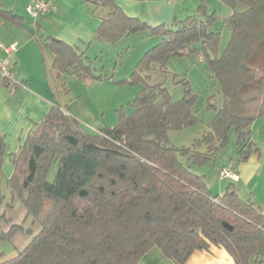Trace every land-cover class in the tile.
I'll list each match as a JSON object with an SVG mask.
<instances>
[{"label": "trees", "instance_id": "16d2710c", "mask_svg": "<svg viewBox=\"0 0 264 264\" xmlns=\"http://www.w3.org/2000/svg\"><path fill=\"white\" fill-rule=\"evenodd\" d=\"M83 1L107 9L95 29L98 40L116 42L139 32L161 39L142 54L128 79L117 81L142 85L129 103L132 112L118 109L117 122L97 132L53 105L9 155L13 170L4 181L10 191L6 206L12 207L16 198L26 215L0 237L21 232L31 239L0 264H142L152 248L184 264L195 250L211 245L224 248L235 264L260 263L264 213L240 198L232 184L221 195L210 194L205 175L189 169L179 156L203 165L234 133L235 160L244 162L258 152L264 166V148L260 151L251 140L250 127L264 117V0H220L232 11L223 20L230 37L220 54V33L210 30L218 15L206 12L203 1L198 14L155 27L127 16L115 0ZM0 19L23 24L21 16L3 8ZM44 45L53 54L57 74L71 69L79 79H101L93 74L90 59L64 41L51 36ZM188 53L208 64L223 99L201 138L179 147L168 133L198 125L195 95L180 80L185 93L173 101L163 83L153 79L166 73L171 57ZM3 137L0 133V183ZM201 145L204 150H198ZM53 164L56 171L49 181ZM2 200L0 194V207ZM1 220L8 222L0 212Z\"/></svg>", "mask_w": 264, "mask_h": 264}, {"label": "crops", "instance_id": "0c3cea01", "mask_svg": "<svg viewBox=\"0 0 264 264\" xmlns=\"http://www.w3.org/2000/svg\"><path fill=\"white\" fill-rule=\"evenodd\" d=\"M15 1L16 0H9V2H4V0H0V8L11 10L14 13L17 9L26 12L25 6H27L31 0H18V5ZM50 1L52 3V8H50L48 13L38 19H32L29 16L31 20H33V28H27L24 22L22 26H17L0 19V41L3 44H9L14 41L17 42V48L10 59L12 62V73H15L14 71L17 70L16 68L22 64L25 51L28 47L34 57L33 59H35L34 61L36 64L34 67L36 68L38 66V59L36 58L37 49L35 50L34 47L31 46L34 36L40 38L38 39V43L42 45V47H40L41 55L44 58L41 57L42 62H45L46 60L49 62L50 70L48 73L51 77L53 76L51 80L47 75L46 79H43V84H45V88L48 90L47 94L39 92L30 85H27V81L30 77L28 74H26L28 76L20 74L21 82L12 78L8 82L9 84H4L2 79H0V133L3 134L5 143V156L2 165V172L6 178L10 177L9 175H11L13 170L9 163V155L18 151L25 136L33 128L34 122H40L49 111L48 109L53 105L59 107L64 113L75 117L81 125L89 131H100L103 127H111L117 122L116 119V122L113 124L114 120L112 116L107 117L108 119L106 117L98 118V112L96 113L94 108H90L93 104L98 106L99 102L105 103L108 101L112 102L114 99L116 101L119 100L120 93L116 94V92H120V89L113 83L112 80L114 79H110V81H105L108 79L107 77H103L100 80L83 79L81 83L82 85H85L86 88L97 87L101 89V94L103 95L100 94L98 99L93 98L90 90L86 96H84L83 93H80V95L77 96L74 95L75 97L71 99H69L68 96H62L63 94L57 93L58 90L55 87L58 82L63 84L67 79L65 82L73 83L75 85L77 83L74 82L80 80L76 79V76L71 69H68L65 73L57 74L52 68L54 60L53 54L46 45H44L46 37L52 36L72 46L77 54H82L81 56L87 57L86 54L92 46H96V44H99L98 42H103L102 40L95 38V29L98 28L100 20L107 12V9L95 6V11L92 12V8L89 5V7L85 5L83 0ZM115 1L127 16L139 18L154 27L155 25L162 23L168 25L173 19H184L188 15L196 14H185L187 13V8L183 6L184 0ZM227 12H229L230 15L232 11L229 9ZM182 13L184 17L178 18ZM21 17L23 18V16ZM17 30H27L28 38L19 35L20 33H18L19 31ZM149 35L150 34L147 33V36ZM153 38L157 39L158 37L154 36ZM32 48L35 50L33 53ZM41 48L42 50L45 49L50 54H44V51H42ZM147 49L149 48H146V50ZM2 56L3 52L0 51V58ZM198 56L201 58L199 54ZM43 67L47 74L46 66L44 65ZM99 110L101 109L98 108V111ZM104 113L105 109H102V114ZM250 127L252 133L256 132L258 134L257 140L260 143L264 142V117L255 120ZM256 145L261 151L262 148H260L258 143H256ZM204 149V145H201L198 148V150ZM228 165H231L233 170L238 173L239 176L237 181H231L234 183H241L240 185L235 186L237 194H240L242 187H247L249 197L240 198L251 200L254 202V205L264 213V210L262 209L264 207V166L261 161L260 153L252 152L249 158L244 162H237L231 159L226 166ZM223 167H225V164L217 170L218 182L225 180L219 177V171ZM218 182H213L208 187L211 192L210 194L214 196L220 195L219 193H221V191L219 192L220 186ZM256 188L259 189L258 192L260 195L252 197V191ZM27 221L29 224L30 220L28 219ZM140 261L142 264H175L172 260L166 258L157 248L150 249L143 255ZM184 264H235V262L224 248L211 245L208 250H195ZM258 264H264V257Z\"/></svg>", "mask_w": 264, "mask_h": 264}, {"label": "rangeland", "instance_id": "374dc122", "mask_svg": "<svg viewBox=\"0 0 264 264\" xmlns=\"http://www.w3.org/2000/svg\"><path fill=\"white\" fill-rule=\"evenodd\" d=\"M203 1L205 4L206 12H211L215 10L218 15V19L213 23L210 30H218L220 33L219 44H218V54L223 50L229 40L230 37V29L227 25L224 24L223 20L229 15V7L221 4L219 0H184L183 6L187 8V13L185 14H193L197 12V7L199 3ZM4 2H9V0H4ZM18 0L15 3L18 5ZM92 8V12L95 11V6L90 5ZM18 8V7H17ZM20 16H23V22L27 28H33V20L29 17V15L22 10H15ZM198 14V13H196ZM184 17L183 13L180 14L178 18ZM34 30V29H33ZM20 33L19 35L25 36L28 38L27 30H17ZM148 32H139L135 34H130L124 36L119 41L110 42L103 41L98 42L96 46H92L91 49L86 54L87 58L91 61V67L93 69V74L96 76L107 77L108 79L105 81L112 80L113 83L119 87L120 92H116V94L120 93L119 100L115 99L112 102H99L98 106L96 104L91 105L90 108H94L97 113L98 118L109 117L112 116L113 124L118 119V109L123 108L126 114L132 112V107H130L129 103L135 98L136 92L139 91L142 85L131 84V83H117L118 80L128 79L132 72L133 66L142 56V54L146 51V48H150L155 43L159 42L161 36L158 35H149ZM154 36L158 37L153 38ZM39 37L33 36L32 47L37 51L36 58L38 59V66L35 68V59H33V55L31 51H29V47L25 51V56L22 64L18 66L12 73V78L21 82V75L30 76L27 85H30L32 88L39 92H43L45 94L48 93V90L45 88V84H43V79H46V75L51 80L52 77L48 73L50 70V64L46 60L44 63L42 62V55L40 52V43H38ZM102 45V47H101ZM149 46V47H148ZM38 47V48H36ZM32 48V53L35 52ZM42 50V48H41ZM143 52H142V51ZM44 54H50L45 49ZM46 51V52H45ZM42 57V58H41ZM44 59V58H43ZM42 63V64H41ZM46 66L47 74L44 71V67ZM28 74V75H26ZM53 74V73H52ZM211 70L206 62H204L201 58H199L198 54L188 53L182 57H171L167 62L166 73L163 75H159L153 79L154 82H162L163 86L167 89V92L170 95L171 100H178L182 98L185 93V85L180 80H185L187 82V87L190 89L189 91L195 95V101L193 105V110L195 114L200 119L198 125H194L181 130H172L168 133V138L171 143L176 146H185L189 147L196 140L201 138V136L209 129L208 124L216 114V110L222 103V93L219 90V85L216 80L211 77ZM54 79V78H53ZM73 83L65 82L59 83L55 85L58 90L57 93L63 94L62 96H68L69 99L80 95L83 93L86 96L88 91H91L93 98L98 99L101 94V89L94 88H86L85 85H82L83 79ZM91 79V78H89ZM96 80V79H93ZM79 86V87H78ZM82 86V87H81ZM87 91V92H86ZM115 94V93H114ZM75 95V96H74ZM82 95V94H81ZM103 95V94H101ZM90 104V103H89ZM98 108L101 109L98 111ZM102 109H105V113L102 114ZM108 119V118H107ZM252 139L255 143H258L260 148H264V142L260 143L258 139V134L256 132L252 133ZM235 134L232 133L227 144L223 146L218 154L212 158L209 162L203 165L193 164L191 161L186 158V156H179V159L184 163L190 166L189 169L193 170L196 173L205 175V182L209 187L213 182H218L217 178V170L225 164L227 165L229 160H235L236 146ZM236 161V160H235ZM3 165V164H2ZM11 165V163H10ZM56 171V165L53 164L50 168L48 174V180L51 181L54 177V173ZM5 178L0 183V194L3 195V200L1 201L0 212L4 213L5 217L8 219V222L4 220L0 221V232H6L11 224H21L24 221L26 210L19 202L18 199H14L12 201V207H7L6 203L10 201V191L5 184ZM219 183V193L220 195L224 193L227 186L229 184L233 185L235 190V186L240 185L241 183H234L229 180H223ZM236 191V190H235ZM259 189L256 188L253 192L252 197L259 196ZM237 193V192H236ZM239 197H249L247 187H242L240 191ZM264 210V207L262 208ZM24 225H29L28 221L24 222ZM31 239V235L18 232L9 238H1L0 237V262L6 259H9L15 256L18 252L22 251V249L28 244Z\"/></svg>", "mask_w": 264, "mask_h": 264}, {"label": "built area", "instance_id": "2783aa9c", "mask_svg": "<svg viewBox=\"0 0 264 264\" xmlns=\"http://www.w3.org/2000/svg\"><path fill=\"white\" fill-rule=\"evenodd\" d=\"M51 5L50 0H31L25 7L27 14L32 19H38L50 11ZM16 45L17 42L15 41L9 44H3L0 41V51L3 52V56L0 58V79L9 81L12 79V62L10 59L17 48ZM219 177L230 181H237L239 179L238 173L233 170L231 165L220 169Z\"/></svg>", "mask_w": 264, "mask_h": 264}]
</instances>
